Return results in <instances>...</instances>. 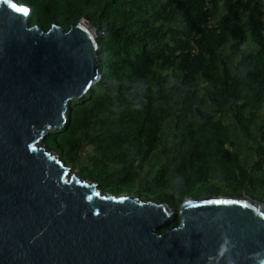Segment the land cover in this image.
Listing matches in <instances>:
<instances>
[{
  "label": "trees",
  "instance_id": "1",
  "mask_svg": "<svg viewBox=\"0 0 264 264\" xmlns=\"http://www.w3.org/2000/svg\"><path fill=\"white\" fill-rule=\"evenodd\" d=\"M15 1L31 8V26L69 31L86 18L98 29L102 79L68 108L64 129L44 140L66 164L79 163L89 150L83 169L100 189L136 192L169 203L177 214L188 196H264V120L253 134L264 106V0ZM230 37L239 38L242 49L253 46L234 68L221 57ZM178 70L182 78L172 83ZM201 80L211 84L206 97L196 87ZM207 104L220 115L234 110L241 130L256 140L251 171L227 148L234 145L228 127ZM171 120V145L149 177L148 164Z\"/></svg>",
  "mask_w": 264,
  "mask_h": 264
},
{
  "label": "water",
  "instance_id": "2",
  "mask_svg": "<svg viewBox=\"0 0 264 264\" xmlns=\"http://www.w3.org/2000/svg\"><path fill=\"white\" fill-rule=\"evenodd\" d=\"M30 14L0 0V264H264L263 202L188 196L177 214L102 191L44 143L102 79L100 44L86 18L44 30Z\"/></svg>",
  "mask_w": 264,
  "mask_h": 264
},
{
  "label": "rangeland",
  "instance_id": "3",
  "mask_svg": "<svg viewBox=\"0 0 264 264\" xmlns=\"http://www.w3.org/2000/svg\"><path fill=\"white\" fill-rule=\"evenodd\" d=\"M230 3H225L221 6L220 9L216 10V15L213 20V22H217L221 19L223 14H225L228 11V5ZM185 20L182 19V23H184ZM250 49H253V46L250 45L247 48L242 49L241 43L239 38L230 37L227 44L223 47L221 51V57L222 60L231 68H234L236 64L241 59L242 54L247 53L250 51ZM182 78V72L180 70L171 72L170 75V81L172 83H179ZM196 87L200 89L201 94L203 96H207V91L211 88V84L207 83L204 80H201ZM205 110L210 112L211 114H214L217 118V120L223 122L228 127V138L230 141L234 143L233 147L227 146V148L230 151H233L238 154L241 164L247 168L249 171L253 169L254 163L258 160L257 155V142L254 139H250L246 136V134L241 130L239 127L236 119H235V111L228 109L227 113L224 115H220L216 113L214 107L211 104H207L205 106ZM258 124L253 129V134L257 135L259 133L260 127L264 120V106H260L258 109ZM174 122L171 120L168 122V124L164 127V131L162 134V141L157 147V151L155 155L152 157L151 161L148 164V176H153L158 167L161 165V162L164 160L163 157V149L164 147H170L171 145V136H172V129H173ZM60 156V155H58ZM69 162V161H68ZM91 162V156L89 154V150H83L81 153V157L79 158V163H71L69 162V166L72 167L74 172H79L80 175H82L87 180L90 179V172L83 169V164H90ZM102 191H105L107 193L112 194L111 192H108L106 190L101 189ZM127 193V192H126ZM132 196H138L136 195V192L131 193ZM116 195V194H115ZM221 196H231L234 198H241L245 196H249L247 194H240V195H230V193H226ZM264 198L263 195H259L258 199L261 201ZM262 202V201H261ZM181 207V206H180Z\"/></svg>",
  "mask_w": 264,
  "mask_h": 264
},
{
  "label": "snow or ice",
  "instance_id": "4",
  "mask_svg": "<svg viewBox=\"0 0 264 264\" xmlns=\"http://www.w3.org/2000/svg\"><path fill=\"white\" fill-rule=\"evenodd\" d=\"M221 203H227V202H221Z\"/></svg>",
  "mask_w": 264,
  "mask_h": 264
},
{
  "label": "built area",
  "instance_id": "5",
  "mask_svg": "<svg viewBox=\"0 0 264 264\" xmlns=\"http://www.w3.org/2000/svg\"><path fill=\"white\" fill-rule=\"evenodd\" d=\"M197 50H195L194 52H196Z\"/></svg>",
  "mask_w": 264,
  "mask_h": 264
}]
</instances>
